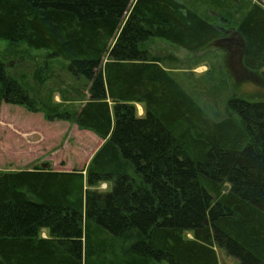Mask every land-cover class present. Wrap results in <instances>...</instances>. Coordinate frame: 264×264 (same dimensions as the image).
<instances>
[{
    "label": "trees",
    "instance_id": "1",
    "mask_svg": "<svg viewBox=\"0 0 264 264\" xmlns=\"http://www.w3.org/2000/svg\"><path fill=\"white\" fill-rule=\"evenodd\" d=\"M197 1L220 18L176 0H0V41L15 46L0 53V114L22 106L104 140L82 171L0 174V264H220L217 249L264 264V101L232 95L211 116L201 98L231 87L216 68L192 92L150 49L197 54L232 30L240 71L264 78V7ZM22 45L77 88L58 76L47 90L50 66L32 76Z\"/></svg>",
    "mask_w": 264,
    "mask_h": 264
},
{
    "label": "rangeland",
    "instance_id": "2",
    "mask_svg": "<svg viewBox=\"0 0 264 264\" xmlns=\"http://www.w3.org/2000/svg\"><path fill=\"white\" fill-rule=\"evenodd\" d=\"M176 1L188 10H192L191 5L194 3L193 10L198 11L200 15H206L207 13L220 18L218 11L213 10L203 1ZM240 2H243V0H235L232 2L234 3L232 4L234 6L233 12H236ZM259 3L264 7V0H260ZM234 17L238 19L241 16L234 15ZM234 23H229L228 26L235 27ZM228 31V36L226 37L233 39H229V41L225 40L222 44L215 43L210 45L205 49V52L201 51L197 54H190L162 40L153 41L150 47L152 55L154 57H162L165 60L164 66L175 70L173 71L175 76L189 88L191 87L192 92H194V87L197 88L200 86L201 89L199 92L203 94L207 85L201 84L203 82L200 83V81L210 73L213 67L216 68L214 75L217 79L214 77L213 79L224 81L228 86H231L230 90L228 89L226 95L223 94L216 98H211L208 95L201 99L202 103L206 105L208 113L211 116L219 115L220 117L216 116L217 118L225 116V104L228 99L230 100L229 96L236 95L249 102L264 101V78H261L257 73H242V70H239L236 56L233 57L227 54L226 50H232L228 49L226 43H237L235 45L236 48H238L239 43L236 34L232 30ZM14 48L15 46L8 44V42L0 41V53H9ZM18 49L28 52L24 53V58H22L21 54L20 56L24 60L22 64L31 67L29 70L31 75L40 70H44L45 66H50L47 67L49 69L48 74L50 76V73H52L51 79H53L52 82L54 85L50 83L45 84L44 86L47 90L55 89L58 86V76L64 82H68L70 86L77 88L75 82L70 77L67 79L68 77L65 75L67 79L65 80L63 75L58 73V69L55 68L57 66L55 63L58 60L51 62L50 59L45 60L44 52L29 50L25 45L18 46ZM197 61H201V63L194 66ZM6 62L11 67L20 64L19 60L17 62H12L11 60ZM60 62L64 64L62 59H60ZM36 67H39V70H36ZM65 72H67L66 69ZM219 74L221 76L218 78L217 75ZM45 76H47L46 73L42 75V78L45 79ZM218 84H215L216 87L213 85L215 89H220L221 86L218 87ZM69 85H67V88ZM53 101L55 103H63V99L58 93L54 95ZM136 107L138 116H144V107L142 105H137ZM103 144L104 140L95 133L80 129L70 121L55 120L50 122L43 112L33 113L22 106L2 104L0 114V174L33 171L37 168L62 173L82 171L89 165L91 159ZM101 188L106 190L105 186ZM43 237H47L46 232H43ZM186 238L193 239V236L188 234ZM217 254L220 264H237L223 250L217 249Z\"/></svg>",
    "mask_w": 264,
    "mask_h": 264
},
{
    "label": "flooded vegetation",
    "instance_id": "3",
    "mask_svg": "<svg viewBox=\"0 0 264 264\" xmlns=\"http://www.w3.org/2000/svg\"><path fill=\"white\" fill-rule=\"evenodd\" d=\"M226 45H227L228 49L231 50V49H232L231 47L235 46L236 43H235V44H233V43H232V44H231V43H227ZM234 49H235V48L232 49L230 55L233 56V57L236 56V58H237L236 60H238L237 62H238L239 68H240V67H241V63H240V59H241V56H240V55H241V54L239 53L238 50H234ZM234 59H235V58H234ZM239 68H238V69H239ZM239 70H240V69H239ZM239 70H238V71H239Z\"/></svg>",
    "mask_w": 264,
    "mask_h": 264
},
{
    "label": "crops",
    "instance_id": "4",
    "mask_svg": "<svg viewBox=\"0 0 264 264\" xmlns=\"http://www.w3.org/2000/svg\"><path fill=\"white\" fill-rule=\"evenodd\" d=\"M229 41V40H228ZM226 52L228 53V54H230V51L229 50H226Z\"/></svg>",
    "mask_w": 264,
    "mask_h": 264
}]
</instances>
